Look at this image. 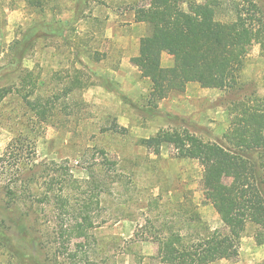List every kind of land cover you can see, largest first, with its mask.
Returning a JSON list of instances; mask_svg holds the SVG:
<instances>
[{
	"label": "rangeland",
	"instance_id": "obj_1",
	"mask_svg": "<svg viewBox=\"0 0 264 264\" xmlns=\"http://www.w3.org/2000/svg\"><path fill=\"white\" fill-rule=\"evenodd\" d=\"M182 1L184 9L205 2ZM253 1L264 12V0ZM239 2L222 0L216 19H234ZM148 3L0 0V230L23 258L0 242V264H163L160 236L179 233L192 241L227 233L204 198L200 162L177 158L173 143L155 154L141 141L184 130L205 142L222 139L240 123L241 102L264 97V58L252 45L234 89L190 83L151 103V84L136 66L139 42L150 29L135 12ZM17 48L24 54L15 60ZM161 65H173L170 54L163 53ZM25 77L31 81L23 85ZM22 95L51 98L53 115L38 121ZM17 151L26 161L21 176L9 156ZM49 172L64 174V207L30 193L42 192ZM97 176L105 183L99 208ZM86 205L94 227L68 243L61 226L79 219ZM10 211L21 215L20 227L3 214ZM212 264H264V229L247 225L238 256Z\"/></svg>",
	"mask_w": 264,
	"mask_h": 264
},
{
	"label": "trees",
	"instance_id": "obj_2",
	"mask_svg": "<svg viewBox=\"0 0 264 264\" xmlns=\"http://www.w3.org/2000/svg\"><path fill=\"white\" fill-rule=\"evenodd\" d=\"M183 5L182 0H149L147 6L135 12V20L150 29L149 35L139 42L136 66L151 84V103L157 104L172 93L184 92L190 83H197L204 89H234L252 45L259 46L264 58V12L253 0H240L234 9V19L229 21L216 19L222 0H205L200 5L186 3V9ZM32 36H26L21 43H29ZM163 53L173 58L171 67H162ZM23 54L17 48L15 60ZM30 81L25 77L22 82L24 85ZM21 99L38 121L47 122V117L53 115L51 98L22 95ZM238 111L240 123L216 142H205L187 130L179 136L160 131L141 141L142 146L155 154L163 144L173 143L177 158L200 162L204 198L227 229L222 236H199L192 241H185L179 233L160 236L158 257L163 264H212L235 258L247 225L264 229V97L243 100ZM101 153L104 155L103 151ZM9 156L14 165H18L20 176L23 175L26 161L22 151ZM63 175L49 172L42 178V192L30 193L48 205L54 203L64 207L69 188L62 181ZM65 176L69 177V183H78L69 173ZM55 183L60 185L57 190L52 188ZM104 185L97 176V208ZM89 208L86 205L80 218L72 224L61 226L60 235L67 236L68 243L71 239H85L94 227ZM3 214L18 227L22 225L17 212ZM6 241L9 250L15 253L11 240L0 230V242L6 244ZM257 241L262 243L258 237ZM19 259L23 260L20 256Z\"/></svg>",
	"mask_w": 264,
	"mask_h": 264
}]
</instances>
